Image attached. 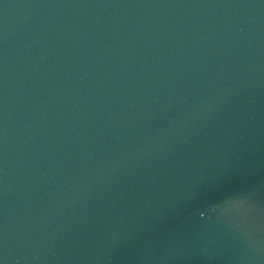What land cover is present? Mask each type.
I'll return each mask as SVG.
<instances>
[{"label":"water","instance_id":"obj_1","mask_svg":"<svg viewBox=\"0 0 264 264\" xmlns=\"http://www.w3.org/2000/svg\"><path fill=\"white\" fill-rule=\"evenodd\" d=\"M0 264H264V0H0Z\"/></svg>","mask_w":264,"mask_h":264}]
</instances>
